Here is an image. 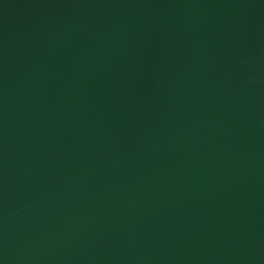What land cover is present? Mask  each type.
<instances>
[{
    "label": "water",
    "instance_id": "obj_1",
    "mask_svg": "<svg viewBox=\"0 0 264 264\" xmlns=\"http://www.w3.org/2000/svg\"><path fill=\"white\" fill-rule=\"evenodd\" d=\"M0 264H264V0H0Z\"/></svg>",
    "mask_w": 264,
    "mask_h": 264
}]
</instances>
